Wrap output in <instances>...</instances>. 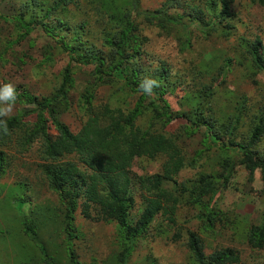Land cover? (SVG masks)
<instances>
[{
  "label": "rangeland",
  "instance_id": "obj_1",
  "mask_svg": "<svg viewBox=\"0 0 264 264\" xmlns=\"http://www.w3.org/2000/svg\"><path fill=\"white\" fill-rule=\"evenodd\" d=\"M54 1L0 0V87L11 83L18 93L12 113L0 117H17L11 138L5 144L0 140V156L4 157L0 169V264H42L39 244L55 257L54 264H70L68 250L74 251L80 264H115L123 244L118 224L84 217L82 195L76 197L71 221L77 236L66 240L61 221L64 204L47 177L71 163L82 173L86 170L75 154L53 161L43 158V139L29 138L38 108L36 103L26 102L23 95L37 101L51 98L49 107L53 115L72 132L78 131L87 119V107L90 112L105 105L128 112L138 92L130 91L118 75L107 78L104 72L98 80L92 64L76 63L70 58L98 55L105 65L116 62L118 55L113 43L122 37V31L135 45V49L124 48L122 52L128 51L125 59L137 70L136 79L158 80L163 89L161 98L169 107L167 117L160 109L162 102L156 100L158 97L145 95L143 112L134 124L141 131L170 136L181 149L184 162L174 178L176 183L169 180L161 185L177 199L172 220L163 213L154 215L136 237L126 264H198L186 246L190 233L199 238L204 255L228 248L238 256V261L230 264H264V241L258 248L246 240L252 225H264V168L249 174L230 148L247 141L258 124L262 132L253 148L256 156L264 159V70L254 65L248 51L258 38V52L264 63V5L234 0L228 14L206 35L195 25H181L188 23L189 7H202L204 0H136L134 10L128 0H118L115 8L121 15L125 8H130V20L136 24L134 30L128 26V31V22L113 16L111 0L61 2L45 15L46 7ZM162 9L168 18L163 21L164 28L156 23V18L153 23L145 20L143 11ZM4 15L40 20L71 51L60 48L52 35L39 31L40 27L22 35L25 30L16 27L17 19ZM212 19L213 16L204 15L205 22ZM129 51H134L132 56ZM66 66L70 84L60 87ZM162 68H166V76L160 74ZM204 87H210L211 92L199 103L198 96ZM196 102L201 110L199 126L192 124L200 114L195 112ZM41 116L53 137L55 128L46 109ZM210 134L225 147L210 144ZM164 159L161 154L133 158L127 173L134 200L128 212L131 223L145 204L143 186L149 185L139 179L160 172ZM230 160L234 161L230 176L209 203L210 215L206 218L210 194L191 202L188 191L179 192L175 187L180 182L189 185L201 174L210 176L213 186L219 187L221 171ZM72 179L78 187L80 175ZM171 204L170 200L164 203L167 207ZM22 221L34 224L35 241L24 234Z\"/></svg>",
  "mask_w": 264,
  "mask_h": 264
},
{
  "label": "trees",
  "instance_id": "obj_2",
  "mask_svg": "<svg viewBox=\"0 0 264 264\" xmlns=\"http://www.w3.org/2000/svg\"><path fill=\"white\" fill-rule=\"evenodd\" d=\"M70 0H56L49 7H46L45 15L56 9L61 2H69ZM118 0H111V8L113 16L122 17L128 22L126 29H135V23L130 20V8L123 10L124 15L119 13V10L115 8ZM234 0H204L202 7L193 5L189 7V13L187 16L188 23L186 25L182 23V26L188 27L189 25H195L199 27L204 34H208L213 28L220 22V20L228 14L230 4ZM260 5H264V0H249ZM132 9H137L136 0H128ZM170 1L166 3L164 8H167ZM165 9L161 11H143L144 18L147 22L153 23L152 19L156 18V23L164 28L163 21H167L168 18L164 15ZM213 16L210 22L204 21V15ZM18 16V17H17ZM6 16L5 18L17 19L16 27L23 28L25 31L22 35L29 32V30L40 27V30L44 35H52L59 47L64 51H71L67 45L54 34L47 24L43 25L40 20L23 19L21 15ZM20 16V17H19ZM26 33V34H27ZM128 38V39H127ZM125 36L122 31V37L113 43L116 52V62L105 65L104 59L98 55H76V57L69 56L74 62L80 64H92L96 78L101 80L102 74L106 72L107 78L112 75H118L123 79L125 86L133 92H138L137 99L134 102L133 107L128 112H123L119 109H110L105 107L98 111H89L87 119L82 123L80 129L76 132L70 131L67 126L61 123L54 115L52 108L49 107L50 99L43 98L40 101L35 100L31 96L24 94L26 102L36 103L38 111L36 113V120L33 123V127L29 133V138L40 136L43 139L42 154L43 158L47 160H56L63 157L66 154L77 155L79 161L84 165L85 170L83 173L74 164H68L64 167L55 169L48 175V184L51 189L55 191L61 202L64 204V212L61 216L63 223V231L66 236V240H70L71 237L77 236L72 227L71 221L73 219V213L76 206V197L82 195L84 197L82 215L86 218H95L103 220H113L118 224L119 235L123 239V244L118 253L115 256V264H126L127 258L133 248L136 237L141 235L151 219L157 213H163L169 221L172 220V208L175 204L176 197L172 195L171 191L161 185L165 181L173 180L180 168L183 167V157L181 155V149L173 141L170 136H166L158 132L141 131L135 124L134 120L138 115L143 112V99L145 94L140 88L142 81L136 79L137 70H133L129 64L127 56L128 51H123L124 48L135 49V45L131 43L130 37ZM260 40L255 38L251 44V48L248 50L251 55V60L258 69L264 70V63L261 61L259 54ZM134 51H129L130 55H133ZM223 68L220 69L221 73ZM106 70V71H105ZM162 76L167 75L166 68L160 71ZM70 78L68 75L67 66L64 69L63 79L60 87L64 84L69 85ZM211 90L210 87L201 91L198 96V100L201 103L202 98L208 97ZM154 95L157 96L156 100H160L162 105L160 109L168 117L169 107L167 103L161 98L163 89L160 87L154 89ZM84 102L87 103L86 100ZM85 103V104H86ZM196 102L195 112L200 113V104ZM208 104V103H206ZM46 111L50 115V119L55 128V135L52 137V133H48L46 130L43 118L41 116L42 110ZM208 114L212 116V109L207 108ZM192 115H196L192 113ZM197 116V115H196ZM201 113L197 119L192 121L194 126H199ZM7 122L8 134H4L2 126H0V140L5 144L6 140H9L12 136V132L16 128L17 117H10L8 119H1ZM212 125V122H211ZM262 132L261 125H255L251 130L247 141L238 143L236 146H231L233 152L239 157V162L243 163L249 174H251L256 168H264V159L257 157L254 151V145L259 140V136ZM210 144L225 147V144L218 143L214 135H208ZM28 139V138H27ZM27 143V141H25ZM156 154L165 156L162 163L160 172L141 177L139 180L141 183H148V186H143L146 189V193L143 195L144 207L142 208L139 217L131 223L128 218L129 209L132 207L134 200L129 192L130 179L128 176V168L134 157L148 156L152 157ZM4 157L0 156V169L3 167ZM227 162V161H224ZM234 161L230 160L224 164V168L221 171L222 181L219 187H214L212 184V178L208 175H199L198 179L190 182L186 185L180 182L176 185L175 189L179 192L188 191L189 201L198 202L201 197L207 194L209 200L207 203V209L205 211V217L209 218V203L218 193L219 189L224 187L228 177L230 176ZM74 175H80L81 181L78 187L75 179H72ZM264 178V171H263ZM142 186V185H141ZM263 194H264V181H263ZM170 200L172 204L167 207L164 205L165 201ZM93 213V215H91ZM209 222V220H208ZM21 229L24 234L31 240L35 239V228L32 222L26 223L22 221ZM247 243L253 247L260 248L264 241V225H252L247 235ZM35 241V240H34ZM14 246V243L12 244ZM40 251V258L42 264H54L55 257L44 250L43 245H37ZM186 246L190 252L193 260L198 264H230L238 261V256L232 249H218L212 251L208 255H204L202 251V244L199 238L190 233L187 236ZM22 251H26L23 249ZM70 264H80L76 259V255L73 250L66 251ZM24 259L26 257L24 256ZM32 263V262H31ZM110 263V261H109Z\"/></svg>",
  "mask_w": 264,
  "mask_h": 264
},
{
  "label": "clouds",
  "instance_id": "obj_3",
  "mask_svg": "<svg viewBox=\"0 0 264 264\" xmlns=\"http://www.w3.org/2000/svg\"><path fill=\"white\" fill-rule=\"evenodd\" d=\"M160 87V82L153 78H145L140 88L147 96L154 95V89ZM17 91L13 84L8 83L0 87V117L9 116L12 113L15 101L17 99ZM0 126L4 134H8V126L5 120H0Z\"/></svg>",
  "mask_w": 264,
  "mask_h": 264
}]
</instances>
